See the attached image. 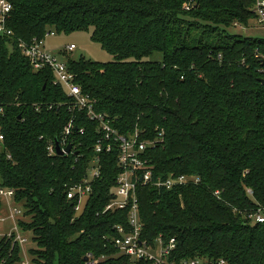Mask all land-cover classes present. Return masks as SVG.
I'll return each mask as SVG.
<instances>
[{
    "label": "trees",
    "instance_id": "obj_1",
    "mask_svg": "<svg viewBox=\"0 0 264 264\" xmlns=\"http://www.w3.org/2000/svg\"><path fill=\"white\" fill-rule=\"evenodd\" d=\"M12 0L0 35V188L21 204L30 231L31 264H152L131 261L104 237L125 211H104L118 173L117 151L101 154V174L82 211L66 198L87 174L95 121L70 112L49 67L34 70L17 42L47 31L85 30L112 55L68 59L83 91L120 133L156 141L147 150L155 176L185 173L199 183L169 190L138 188L141 238H174L170 259L204 257L217 264H264V37L234 33L254 20L255 0ZM73 117L72 150L50 151ZM82 127V132L76 129ZM251 190V194L247 192ZM215 191H218L215 194ZM20 246L0 237L2 264H19Z\"/></svg>",
    "mask_w": 264,
    "mask_h": 264
},
{
    "label": "built area",
    "instance_id": "obj_2",
    "mask_svg": "<svg viewBox=\"0 0 264 264\" xmlns=\"http://www.w3.org/2000/svg\"><path fill=\"white\" fill-rule=\"evenodd\" d=\"M194 0H186L184 9L188 10ZM12 9V0H0V35L12 37L13 32L8 27L7 21ZM254 20L257 24L264 27V0H255L253 6ZM54 34L53 30L47 31L43 38L33 39L30 42L18 40L17 46L28 59L29 64L34 70L49 67L53 73V84L63 88L68 97L66 102L67 109L77 111L95 121L97 129V138L93 145V156L87 174L79 182L72 184L66 191V198L74 201V212L80 213L92 192L93 181L101 174V154L117 151L116 164L118 173L114 178L113 190L109 202L104 206V211H125V222L115 223L113 226V235L104 237L109 240L117 253L127 256L131 261L143 259L149 260L152 264H212L210 260L204 257L185 258L181 260L170 259L171 251L175 249L176 242L174 238L165 240L162 236H157L153 241L141 238L142 223L139 216L138 207V188L142 186H152L166 190L180 187L183 185H196L199 178L193 174L170 173L166 176H155L153 166L150 163L147 150L154 146L156 141L142 139L138 131L133 133H120L112 125V119L107 114L96 110V101L89 94L83 91L81 85L76 82L75 75L67 67L65 61L60 60L57 55L49 52L44 47V39L48 35ZM74 44L66 46L67 50H73ZM0 113H3V107L0 105ZM73 117H70L63 126L60 140V148L63 150L70 143V134L74 128ZM79 127L76 132H82ZM4 139L2 125L0 124V143ZM51 152L55 151L54 145H50ZM72 150V146L70 151ZM66 154V153H65ZM251 194V190L247 189ZM218 191H215L217 194ZM13 190L0 188V196L13 199ZM21 214L17 207L10 208V217ZM252 222H264V206H259L253 214L249 215ZM2 237L11 238L13 242L22 246L27 242V236L24 235L18 225V220L14 229L9 233H0ZM85 264H96L105 259L102 254L95 257L92 252L85 254ZM0 264L2 261L0 260ZM19 264H31L29 257L25 256ZM130 264V263H129ZM217 264H225L223 260Z\"/></svg>",
    "mask_w": 264,
    "mask_h": 264
},
{
    "label": "rangeland",
    "instance_id": "obj_3",
    "mask_svg": "<svg viewBox=\"0 0 264 264\" xmlns=\"http://www.w3.org/2000/svg\"><path fill=\"white\" fill-rule=\"evenodd\" d=\"M234 33H240L250 37H264V27L252 20L247 27L238 25L232 30ZM74 44L73 50H67L66 46ZM44 47L53 54L57 55L60 60L68 59L77 60L79 58L89 59L98 62H107L113 60L111 54L101 48L100 44L90 38V32L85 30H76L72 32H55L44 39ZM17 207L21 214L10 217V208ZM18 219H28L23 215L21 204L14 202L12 198L0 196V233H9L14 229ZM27 236V242L20 246V257H29V249L34 247L32 233L28 230L22 231ZM2 235V234H0ZM2 237V236H0Z\"/></svg>",
    "mask_w": 264,
    "mask_h": 264
},
{
    "label": "water",
    "instance_id": "obj_4",
    "mask_svg": "<svg viewBox=\"0 0 264 264\" xmlns=\"http://www.w3.org/2000/svg\"><path fill=\"white\" fill-rule=\"evenodd\" d=\"M71 149V143L67 144L66 147L62 150L59 146L57 138H55V151L58 155H64L65 153H68ZM84 260H86V257H84Z\"/></svg>",
    "mask_w": 264,
    "mask_h": 264
}]
</instances>
